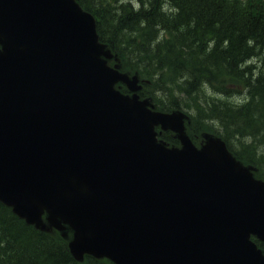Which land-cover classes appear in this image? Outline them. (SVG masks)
Here are the masks:
<instances>
[{
  "label": "water",
  "instance_id": "water-1",
  "mask_svg": "<svg viewBox=\"0 0 264 264\" xmlns=\"http://www.w3.org/2000/svg\"><path fill=\"white\" fill-rule=\"evenodd\" d=\"M111 59L76 0H0V202L69 229L76 261L264 264V181L218 137L196 148L187 116L152 111Z\"/></svg>",
  "mask_w": 264,
  "mask_h": 264
},
{
  "label": "trees",
  "instance_id": "trees-1",
  "mask_svg": "<svg viewBox=\"0 0 264 264\" xmlns=\"http://www.w3.org/2000/svg\"><path fill=\"white\" fill-rule=\"evenodd\" d=\"M77 1L122 69L149 81L141 96L158 110L185 111L191 136L218 135L264 177V0ZM0 264L105 263L76 262L56 233L34 229L0 203Z\"/></svg>",
  "mask_w": 264,
  "mask_h": 264
},
{
  "label": "bare ground",
  "instance_id": "bare-ground-1",
  "mask_svg": "<svg viewBox=\"0 0 264 264\" xmlns=\"http://www.w3.org/2000/svg\"><path fill=\"white\" fill-rule=\"evenodd\" d=\"M255 61H256V60H254V58H249V59L246 60V64L252 67V68L250 69V71H252V72H253L254 69H255V66H254V62H255Z\"/></svg>",
  "mask_w": 264,
  "mask_h": 264
},
{
  "label": "flooded vegetation",
  "instance_id": "flooded-vegetation-1",
  "mask_svg": "<svg viewBox=\"0 0 264 264\" xmlns=\"http://www.w3.org/2000/svg\"><path fill=\"white\" fill-rule=\"evenodd\" d=\"M257 244L264 251V242H258Z\"/></svg>",
  "mask_w": 264,
  "mask_h": 264
},
{
  "label": "rangeland",
  "instance_id": "rangeland-1",
  "mask_svg": "<svg viewBox=\"0 0 264 264\" xmlns=\"http://www.w3.org/2000/svg\"><path fill=\"white\" fill-rule=\"evenodd\" d=\"M254 66H256V61L254 62Z\"/></svg>",
  "mask_w": 264,
  "mask_h": 264
}]
</instances>
